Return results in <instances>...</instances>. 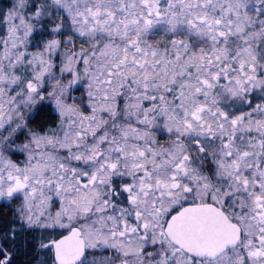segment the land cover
Returning a JSON list of instances; mask_svg holds the SVG:
<instances>
[{
  "label": "snow or ice",
  "instance_id": "snow-or-ice-1",
  "mask_svg": "<svg viewBox=\"0 0 264 264\" xmlns=\"http://www.w3.org/2000/svg\"><path fill=\"white\" fill-rule=\"evenodd\" d=\"M0 29V264H264V0H10Z\"/></svg>",
  "mask_w": 264,
  "mask_h": 264
},
{
  "label": "trees",
  "instance_id": "trees-1",
  "mask_svg": "<svg viewBox=\"0 0 264 264\" xmlns=\"http://www.w3.org/2000/svg\"><path fill=\"white\" fill-rule=\"evenodd\" d=\"M10 5V0H0V9H4L6 10L7 7ZM3 30L0 29V32H2ZM79 48V45H77V50ZM33 51L35 50L34 48L32 49ZM66 49L61 48V52L65 51ZM56 63L57 65L60 64V58L57 57L56 58ZM77 67L83 71V65L79 64L77 65ZM56 74L59 76L61 75L60 71H59V67H57L55 69ZM63 76L65 78H70L68 73H64ZM83 84V81H82ZM78 89L80 88H84L85 86H77ZM77 89L74 88L73 91H76ZM75 101H78L80 103L83 102L84 100V96H77L75 94L71 95ZM85 107V106H84ZM59 123V116L57 115V113L53 110L52 107H50L45 113H43V118L38 120L36 123L32 124L31 127L33 129L36 128H49V127H55L57 126ZM162 134V133H161ZM160 136H163L164 134H162ZM164 137V136H163ZM23 139V138H21ZM22 157V155H15L12 157L13 160H20ZM20 204V201L16 200L14 203L11 204L10 207L6 206V202L0 201V224H4L6 221L10 220L12 217V212L13 210L18 207ZM28 239H30V237H28ZM9 249H11L14 252V256H13V261L12 264H25V262L27 260L30 259V256L26 255V253L31 252V248L24 245L23 243H20L18 247H14L11 243H8L6 245Z\"/></svg>",
  "mask_w": 264,
  "mask_h": 264
},
{
  "label": "rangeland",
  "instance_id": "rangeland-1",
  "mask_svg": "<svg viewBox=\"0 0 264 264\" xmlns=\"http://www.w3.org/2000/svg\"><path fill=\"white\" fill-rule=\"evenodd\" d=\"M49 88H50V85L48 86ZM85 87H86V85H85ZM85 87L84 88H80L79 90H76V91H71V95H73V94H75V95H77V96H84V100H83V102L81 103L83 106H85V107H83V110L84 111H87V107H86V105H87V95H86V91H85ZM70 103L72 102V101H69ZM60 119V118H59ZM160 134L161 133H158L157 135H158V137L160 136ZM162 134H164L163 136H164V138L163 139H160V143L161 144H164L165 142H166V140H167V134L166 133H162ZM161 134V135H162ZM24 159H25V157L22 155V157H21V159L20 160H14L15 162H18V163H23L24 162ZM18 201H20L21 202V200L20 199H17ZM55 207L54 208H52L51 209V211L54 213L55 212Z\"/></svg>",
  "mask_w": 264,
  "mask_h": 264
}]
</instances>
